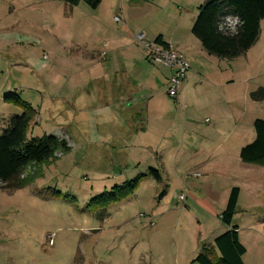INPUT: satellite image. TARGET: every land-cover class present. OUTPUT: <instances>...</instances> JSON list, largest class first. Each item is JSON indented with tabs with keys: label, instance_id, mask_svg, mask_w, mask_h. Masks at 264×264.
<instances>
[{
	"label": "rangeland",
	"instance_id": "1",
	"mask_svg": "<svg viewBox=\"0 0 264 264\" xmlns=\"http://www.w3.org/2000/svg\"><path fill=\"white\" fill-rule=\"evenodd\" d=\"M141 1L148 4L142 6ZM206 1L102 0L93 9L83 1L70 6L62 0H0V134L9 118L22 112L19 105L4 99L7 93L16 92L37 112L30 136L56 130L72 144L69 152L56 159L29 167L25 176L32 178L22 188H0V264H199L194 259L213 242L212 234L219 236L228 229L220 218L221 211L215 216L206 214L198 199L190 196L193 192L201 196L189 185L191 180L186 178L184 186L182 177L168 182L175 174L173 169L161 183L149 175L128 198L105 209L91 208L94 197L150 169L135 176L134 167L128 168L121 159L110 164V152L102 153L95 146L94 128L93 138L85 144L83 131L89 125L83 121L89 116L94 119V111L92 115L87 111L93 104L88 100L82 106L64 93L72 74L81 71L74 59L81 53L99 52L104 32H116L121 28L118 25L128 23L136 32L147 27L150 38L157 31L170 35L177 26L200 47L191 28ZM198 49L192 47L193 51ZM210 57L197 58L213 70L219 58ZM219 61L221 65L231 63ZM235 61L237 73L216 85L214 95L219 105L211 103L208 107L215 109L196 113L201 125L210 124L205 122L212 117L210 113L230 114L234 107L243 111L246 124L253 118L264 120V101L255 102L250 97L252 91L264 87V19L253 49ZM205 91V84L188 85L182 103L167 94L169 113L179 116L182 123L174 129L175 134L195 118L192 111L198 108V100L208 95ZM226 99L235 100L234 106ZM74 114L79 123L64 126ZM182 193L189 196L187 205L179 198ZM259 196L254 208L236 212L239 214L234 215L237 218L232 224L238 226L246 264H264V188ZM199 218L210 233L199 227Z\"/></svg>",
	"mask_w": 264,
	"mask_h": 264
},
{
	"label": "crops",
	"instance_id": "2",
	"mask_svg": "<svg viewBox=\"0 0 264 264\" xmlns=\"http://www.w3.org/2000/svg\"><path fill=\"white\" fill-rule=\"evenodd\" d=\"M141 2L139 4L142 6L147 3ZM118 26L121 28L116 32H104L105 40L99 52L86 56L81 53L74 59L75 64L81 66L80 74H72L64 86V93L78 99L80 105L85 106L88 100L93 104L87 111L90 115L94 111V119L89 116L88 120L83 121L89 125V128L83 131H86L83 137L85 144L89 138H93L92 131L96 129L95 146L102 153L110 152V164L121 159L128 168L134 167L135 176L147 169H157L161 174V180L158 181L160 183L164 175L167 176L173 169L175 174L168 178V182L171 183L172 177H182L184 186L186 178L191 180L189 185L192 184L191 187L198 190L201 196L194 192L190 196L198 199L200 207L211 216L217 215L219 211L221 214L226 208L233 187L240 188L237 211L254 208L264 188V165L246 163L240 153L243 147L256 138L254 121L257 118L250 120L247 125L243 111L240 112L238 107H234L230 114L215 111L210 113L212 117L205 118V122L210 124L205 126L198 122L196 114L200 109H215L208 107L211 103L219 105L220 100L214 95L218 87L216 85L225 83L226 79L237 73L235 60L239 57L230 60L214 59L218 66L210 64L214 69L208 70L205 61H199L197 57L205 59L214 55L209 54L200 41L199 47L191 37L183 36L182 31H179L180 27L176 26L175 32L170 35L157 31L153 38H150L147 27H141L136 32L128 23ZM100 30H103L102 26ZM142 31H145L151 40L161 36L163 42L183 52L189 59L191 67L179 94L181 103L186 101L185 90L188 85H206L205 92L208 95H204L203 100H198V108L192 111L196 115L195 118L183 124L177 134L174 129L180 125L181 119L169 113V99L165 90L173 70L156 64L147 57V53L136 40L137 34ZM188 41L194 45L190 46ZM193 46L199 49L193 51ZM219 60L231 63L221 65ZM86 88L89 92L84 91ZM162 93L165 96L159 97ZM226 100L227 104L234 106L235 100ZM67 120L70 121H64L67 123L64 126L69 127L74 121L79 123L80 118L74 114ZM186 127H189V130ZM52 133L60 136L56 130ZM68 142L72 147L70 140ZM188 197L186 195V205ZM244 200L247 204H244ZM203 224L199 218V227L209 231V227L206 228ZM216 233L212 234L213 242L208 246L213 245Z\"/></svg>",
	"mask_w": 264,
	"mask_h": 264
},
{
	"label": "trees",
	"instance_id": "3",
	"mask_svg": "<svg viewBox=\"0 0 264 264\" xmlns=\"http://www.w3.org/2000/svg\"><path fill=\"white\" fill-rule=\"evenodd\" d=\"M62 1L70 6H76L83 1L93 9H97L102 2V0ZM229 15L241 19V25L235 33H229L222 28L223 19ZM263 19L264 0H207L200 7L191 32L209 54L230 60L245 55L254 46L259 39ZM156 40L166 44L161 36ZM250 97L254 101H264V87L260 86L252 91ZM4 99L22 108L20 114H14L7 120V125L0 134V188L14 191L25 186L32 178V175L25 176L29 167L54 160L57 154L67 153L71 147L65 138L53 133L30 136L29 133L36 124V110L30 103L23 101L16 92L7 93ZM254 126L256 138L242 148L240 156L245 162L264 165V120L257 118ZM149 175L157 181L161 180L160 172L157 169H150L147 174H140L130 181L114 186L111 191L94 197L91 199L90 207L94 210L105 209L113 203L128 198ZM54 193L56 194L57 191ZM239 194L240 188L233 187L227 206L220 214L221 220L228 229L215 238L212 246H204L194 259L195 262L245 264L243 255L246 249L240 241L238 226L232 227Z\"/></svg>",
	"mask_w": 264,
	"mask_h": 264
},
{
	"label": "built area",
	"instance_id": "4",
	"mask_svg": "<svg viewBox=\"0 0 264 264\" xmlns=\"http://www.w3.org/2000/svg\"><path fill=\"white\" fill-rule=\"evenodd\" d=\"M117 21H120L119 17H116ZM222 28L229 33H235L241 25V19L235 15H229L222 21ZM136 40L138 44L143 47L147 53V57L156 64H162L173 70L167 83V94L173 99H179V94L183 83L186 80L187 74L191 67V63L187 56L175 49L169 44L166 45L157 40H151L148 38L147 33L142 31L137 34ZM61 156V154H57ZM199 174V173H195ZM180 200H186V195L182 193ZM50 243H54V238L50 237Z\"/></svg>",
	"mask_w": 264,
	"mask_h": 264
}]
</instances>
